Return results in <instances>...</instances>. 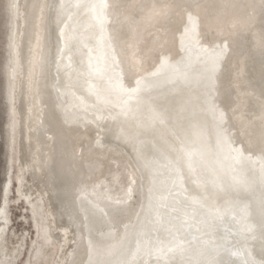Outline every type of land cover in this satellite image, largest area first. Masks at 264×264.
Listing matches in <instances>:
<instances>
[{
  "label": "bare ground",
  "instance_id": "bare-ground-1",
  "mask_svg": "<svg viewBox=\"0 0 264 264\" xmlns=\"http://www.w3.org/2000/svg\"><path fill=\"white\" fill-rule=\"evenodd\" d=\"M183 1L104 0L109 21L105 42L114 54L116 65L107 64V51L105 68L115 82L121 79V74L126 76L131 91L137 87L138 80L144 81V88L134 94L144 95L149 91L165 115L171 113L179 88L173 69L196 75L209 95L211 91L212 114L219 118L224 115V98L232 90L235 97L230 110L251 149L248 152L264 162V0ZM53 8L54 0L44 8L43 32L37 44L31 42L32 31L28 33L29 48L38 52L31 73L35 93L33 128L39 144L38 159L44 163L45 181L58 202L61 222L63 217L79 231L82 248L77 264H203L217 253L223 257L224 248L231 249L227 258L238 264L246 259L257 262L264 259L261 247L264 241L245 219V204L241 199L219 211L188 200L170 203L157 199L171 167L165 163L163 152L153 143L151 135L160 129L171 141L178 143V139L165 122L146 119L140 107L120 105L123 99L117 100L106 87L94 86L93 77L88 80L82 76L81 70L87 64L84 45L88 31L79 40L71 41L69 57L75 68L69 83L74 94L55 93ZM186 39L208 55L232 52L231 89L225 86L226 78L209 59L195 65L194 54L185 50ZM240 48L242 53H238ZM165 60L170 67L162 70L157 79L153 74ZM127 109L130 111L125 114ZM111 111L118 115L111 140L129 147L131 162L146 173L151 193L133 210L122 230L112 225L117 229L111 230L109 237H103L93 215L82 214L79 192L85 182L99 186L105 169L98 165L97 156L88 158L91 162L88 166L81 149H76L74 158L69 157L62 143L67 148H77L78 132L73 129L76 122L81 131L87 132L104 126ZM126 190L125 185L121 192ZM161 248L165 256L159 252ZM169 248L172 250L168 251Z\"/></svg>",
  "mask_w": 264,
  "mask_h": 264
},
{
  "label": "rangeland",
  "instance_id": "rangeland-1",
  "mask_svg": "<svg viewBox=\"0 0 264 264\" xmlns=\"http://www.w3.org/2000/svg\"><path fill=\"white\" fill-rule=\"evenodd\" d=\"M52 1L0 0V264H77L82 248L76 225L69 224L63 217L65 223L61 222L59 205L45 181L44 163L38 159L39 144L34 138L32 99L35 93L31 73L38 52L29 48L28 33L32 31L33 44L41 40L42 14ZM105 7L104 0H54L51 31L55 48L52 59L55 93L74 94L69 83L75 68L69 57L71 41L79 40V36L88 31V41L84 45L87 64L81 70L82 76L88 80L93 77L94 86L106 87L117 100L123 99L120 105L140 107L148 119L149 108L162 112L152 94L149 91L144 95L134 94L127 85L126 76L121 74V79L115 82L104 66L107 51V64L116 66L114 54L105 42V27L109 22ZM191 43L185 40V50L194 54L195 65L197 61L209 59L226 78L225 86L230 88L232 52L208 55ZM183 70L175 79L179 88L171 113L165 115V123L178 143L171 141L160 129H155L151 135L153 143L162 150L165 163L171 167L157 199L170 203L188 200L211 211L230 208L241 199L245 204V219L261 237L264 162L248 152L251 149L230 110L235 94L230 90L224 98L221 121L212 114L211 91L209 95L196 75ZM246 114L251 116V110ZM117 120V113L111 111L104 126L90 128L87 132L81 131L76 122L73 129L78 132V147L67 148L62 143L69 157L74 158L76 149H81L88 166L91 163L88 158L97 156L98 165L105 169L99 186L85 182L79 192L83 200L82 214L93 215L100 225L98 233L103 237H109L111 230H122L133 210L151 193L146 173L131 162L129 147L111 140ZM221 128L229 138L230 148L241 150L243 161L227 158L220 143ZM187 153L194 155L191 167ZM229 164L231 167L226 166ZM125 185L127 190L121 192Z\"/></svg>",
  "mask_w": 264,
  "mask_h": 264
},
{
  "label": "snow or ice",
  "instance_id": "snow-or-ice-1",
  "mask_svg": "<svg viewBox=\"0 0 264 264\" xmlns=\"http://www.w3.org/2000/svg\"><path fill=\"white\" fill-rule=\"evenodd\" d=\"M93 7L95 8L96 5H93ZM169 67L170 66L167 64L166 60L162 61L160 68L157 70V73L153 74L154 77L159 79V73L162 70L169 68ZM173 71L176 73L177 78H179L181 76V72H180L179 68L173 69ZM144 86H145V82L138 80L137 81V87L135 89H133L132 91L133 92H140L144 88ZM125 103L127 104V101ZM128 111H130V109L125 110V114H127ZM147 115H148V119L151 120L153 123H156V122L164 123L165 122V114L156 108H149ZM220 119L222 121L223 116H221ZM141 123L143 124V122H141ZM220 143H221L222 148L227 152V158L229 160L240 162V161H243L245 159V157L243 156V153L241 152L240 149L230 148L229 138L225 134V130L223 128H221V130H220ZM187 155H188L189 164L191 167L195 162L194 161V155L192 153H187ZM248 159H250V158H248ZM226 166L231 167L230 164L226 165ZM262 172H264V167H262ZM261 239H262V241H264V219H262V221H261ZM261 247H262V252H264V243H262ZM171 250H172L171 248L168 249V251H171ZM159 252L161 253L162 256L166 255L163 248L159 249ZM223 252L225 253V255L223 257H219V253H217L216 256H213L210 259L204 261L203 264H238L237 261L227 258L228 254L231 253V249L224 248ZM232 254H235V253H232ZM157 264H159V262H157ZM242 264H264V259H262L258 262L255 260L246 259L242 262Z\"/></svg>",
  "mask_w": 264,
  "mask_h": 264
}]
</instances>
